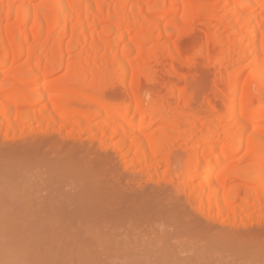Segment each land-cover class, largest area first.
I'll return each mask as SVG.
<instances>
[{"label":"bare ground","instance_id":"1","mask_svg":"<svg viewBox=\"0 0 264 264\" xmlns=\"http://www.w3.org/2000/svg\"><path fill=\"white\" fill-rule=\"evenodd\" d=\"M38 129L166 186L185 220L223 237L254 227L264 0H0V140Z\"/></svg>","mask_w":264,"mask_h":264},{"label":"rangeland","instance_id":"2","mask_svg":"<svg viewBox=\"0 0 264 264\" xmlns=\"http://www.w3.org/2000/svg\"><path fill=\"white\" fill-rule=\"evenodd\" d=\"M42 133L0 140V264H264V220L223 237L98 144Z\"/></svg>","mask_w":264,"mask_h":264}]
</instances>
